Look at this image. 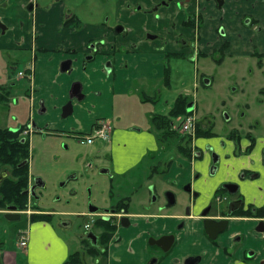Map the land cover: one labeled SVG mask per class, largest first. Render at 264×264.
Returning <instances> with one entry per match:
<instances>
[{
	"label": "flooded vegetation",
	"instance_id": "flooded-vegetation-1",
	"mask_svg": "<svg viewBox=\"0 0 264 264\" xmlns=\"http://www.w3.org/2000/svg\"><path fill=\"white\" fill-rule=\"evenodd\" d=\"M72 1L0 0V121L3 124L0 129L8 131V139H14L17 134L22 143H28L26 155H22L24 150L18 151L21 156L17 163L18 171L13 170L11 165H4L0 169V186L9 177L14 178L18 186H26L22 190L27 200L24 208L28 206V200L35 195V188L45 184L42 178L30 173V137L33 133L48 131L50 121L33 117L26 123L10 125L11 102L14 100L17 103V100L13 99L16 80L26 78L29 83L24 93L30 99L33 113L37 110L38 115L43 116L49 110L43 98L35 97L39 92V87L33 84L35 63L39 54L48 52L45 46L38 44L46 40H60L49 52L62 53L61 44L68 38L64 36V31L75 36L89 33L94 28L103 31V36L88 40L85 46L87 51L82 52V69L99 57H104L100 68L106 76L114 77L118 68L127 69L129 58H137L145 63L158 64L161 75L157 81L170 89L173 85L170 65L172 59L197 61L200 57H209L219 65L229 60L232 61V74L238 77V80L241 79V82L250 81L251 78L253 81L260 76L263 82H253V87L259 103L264 102V52L260 51L255 43V36L261 33L263 28L252 13L248 0H244L246 6L243 8L237 6L239 0H111L113 20L110 16L100 20L91 17L92 8L87 0L79 5L88 12L87 19H81ZM106 42H109L108 47L105 46ZM78 49L70 47L66 50L68 56L58 63L59 74L70 76L74 73L72 56L78 53ZM14 50L27 51L30 55L28 64L22 70L16 69L18 60L14 57ZM68 61L71 71H61ZM199 81L203 85L211 84V78L203 73L200 74ZM76 82H80L81 86L74 85L71 88ZM147 84L137 90L141 92L138 98L143 104L156 102V95L160 93L159 89H155L153 93L148 92ZM237 85L242 92L245 87L239 82ZM94 92L96 91H93V94ZM70 94H73L72 98ZM81 95L82 98L78 99ZM179 95L190 98L188 94L178 93L170 108ZM86 98L82 81L72 80L67 90V99L61 108V117L70 116L78 109L76 104ZM189 104L191 109L187 110V114L194 118V130L191 134L181 133L160 139L152 117L167 114L169 110L152 113L147 119L149 126L145 127V130L153 134L155 147L148 149L145 157L139 162L138 166L145 159L151 161L147 172L138 176L141 181L138 180L134 186H149L153 196L148 201L143 199L142 210H130L131 194L115 197L113 186H126L118 184L117 180L114 183L115 175L127 176L135 167L117 172L110 156L112 167H103L99 171L106 175L107 200H115L109 202L104 209H99V205L91 202L86 209L64 212L65 217L75 215L90 218V221L83 224L84 227L88 223V228H84L87 232L79 236L80 248L75 249L80 255L88 242L86 252L96 249L99 254L105 256L107 264L109 243L113 238L115 241L119 240L118 236L115 238L117 231L136 227L133 220L137 216H152L153 219L165 217L173 224L167 232L146 235L145 244L149 255L143 264H161L181 245L189 246L192 252L182 258L174 257L173 263L264 264V204L256 206L253 201H247L244 195L248 190L255 192L261 190L258 186H264L261 171H264V148H256L254 125L248 123V120L244 121L243 114L234 124L226 127L223 136H219L215 129L216 117L214 120H201L194 115L195 105L191 98L187 100L186 109ZM243 105L247 109L250 108L249 102ZM69 107L72 108L71 114L63 117V108ZM226 117V121L230 122L231 117ZM176 118L177 116L170 117V128L177 132L172 128V122ZM115 123L114 119L96 118L87 131H74L75 138L81 144H90L96 139L110 141ZM104 124L108 127L107 138L93 137L94 130ZM197 127L201 129L200 133H197ZM141 130L142 127L131 126L129 132L139 133ZM140 141L134 140L132 143ZM88 166H91V162ZM32 186H35L34 193ZM156 186H170L162 190L165 200L163 206L154 207L149 203L151 199L154 202L160 197ZM196 188L199 191H196ZM182 191L187 193V203L179 211H162L177 205L178 192ZM10 205L16 206V211L21 217V209L17 208L19 204H9L6 208ZM44 214H49L50 219L46 221L52 222V212ZM65 217L60 221L62 226L69 225ZM123 217L128 219V225H123ZM98 219L114 228L112 237L106 243L101 237L106 227L99 226ZM88 233L91 236H88ZM165 236H170L168 240H171V245L166 251L163 249L165 244L157 242ZM96 260L98 263L99 259ZM78 264H81V261Z\"/></svg>",
	"mask_w": 264,
	"mask_h": 264
},
{
	"label": "rangeland",
	"instance_id": "rangeland-1",
	"mask_svg": "<svg viewBox=\"0 0 264 264\" xmlns=\"http://www.w3.org/2000/svg\"><path fill=\"white\" fill-rule=\"evenodd\" d=\"M85 1H72L77 11L76 13L81 19H87V10L79 6ZM87 1L90 8H92L91 17L100 20L103 17L110 16L112 20L114 19L111 0ZM13 54L15 59L18 60L16 69L22 70L28 64L29 53L23 50H14ZM170 65L172 67L171 81L173 84L170 89L163 87L162 83L157 80L147 84L148 92L153 93L155 89L156 91L159 89L160 93L156 95V102L143 104L139 101L138 97L141 96V92H137V90H140L141 86H137V84L135 86L139 88L134 87L133 98L138 99L131 101L130 95L126 96L123 103L116 100V98L114 99L115 113L113 119L116 121L114 126L147 127L149 126L147 119L152 113L167 112L175 96L178 93H184L188 94L192 101H194V115L196 117L201 118V120H214L216 117L215 129L219 133V136H223L226 127L234 124L244 114V121L248 120V123L250 122L254 125L253 134L257 139V150L264 148V102L259 103L257 92L253 87L254 83L263 82L260 76L253 81L251 78L250 81L241 82V79L238 80V77L232 74V61L227 60L219 65L209 57H200L197 61H176L172 59ZM153 72L155 73L156 69L153 68ZM202 73L211 78V84L208 86L203 85L199 81V76ZM237 82L245 87L242 92ZM28 83L29 81L26 78L16 80L13 99L17 100V103L14 100L11 102L9 120L10 125H19L26 123L28 119L31 120L33 117H38L39 119L47 117L49 119L50 127L48 131L37 134L33 133L30 137V173L35 177L42 178L45 184L44 186H37L35 188V195L28 200V206L21 209V211L19 210L21 217L18 220H8L3 213L4 211H8V209H0V258L2 252L5 250L16 251L22 254L18 247V227L27 230L31 221V215L39 211L42 213L52 212V216H54L52 224L55 226V229L73 239L71 241L73 250L79 249V236L87 232L83 224L90 221V218L88 216L79 217L75 215L65 217L64 212L86 209L87 205L91 202L99 205V209H104L109 202L115 200V198L111 201L107 200L108 186H105L106 175L99 171L103 167H112L113 163L111 164L109 160L111 155H113L115 164L114 147L109 141L99 139L94 140L90 144H81L75 138L74 131L84 128L81 126L84 118L79 116L77 110L65 118L61 117L62 106L60 111L51 110V112L48 110L43 116L42 114L38 115L37 110L36 113H33L30 99L24 93V90L28 87ZM245 102L250 103L249 109L244 107L243 103ZM120 109H127L129 115L125 116L124 113H119ZM133 113L134 115L137 113L135 118L130 117ZM0 114H2L1 110ZM226 115L231 117L230 122L226 121ZM180 116H177V118ZM0 125H3L1 121ZM153 133L155 134V132ZM177 133L181 134L178 130ZM171 153H174L173 149ZM144 161L130 172L131 176L128 173L127 176L115 175L114 177V183L117 180L118 184L126 185L113 186L115 197L131 194V211L142 210L143 199L146 198V201H148L153 196V191L149 190V186H134L136 182L141 181L138 178L147 172L148 166L151 163L150 159H145ZM89 162H91V166H88ZM261 171L262 182L264 183V171ZM156 187L160 197L154 202L151 199L149 203L154 207L163 206L165 200L162 197V190L170 186ZM259 188L261 190H256L255 192L248 190L244 194L245 198L248 199L247 201H253L256 206L264 204V186H258ZM196 191L199 190L196 188ZM187 201V193L183 191L178 192L177 205L169 210L163 209L162 211H179ZM56 215H60V217ZM64 217L69 222V225H61L60 221ZM87 246L88 242L85 243L80 255L81 264H105V256H102V254L98 256L89 254L86 252ZM96 258L99 259L98 263Z\"/></svg>",
	"mask_w": 264,
	"mask_h": 264
},
{
	"label": "crops",
	"instance_id": "crops-1",
	"mask_svg": "<svg viewBox=\"0 0 264 264\" xmlns=\"http://www.w3.org/2000/svg\"><path fill=\"white\" fill-rule=\"evenodd\" d=\"M248 2L251 4L252 13L263 28V31L255 36V43L259 46L260 51L264 52V0H248ZM237 6L243 8L246 6V2L239 0ZM94 30L95 28L89 33H82L77 36L64 31V36H68V38L61 44L63 52L58 54L49 51L56 44H59L60 40L56 42L46 40L39 43L38 45L45 46L48 52L38 55L33 78L34 86L39 87V92L35 97L43 98L48 109L57 112L67 99L70 82L74 79L82 81L87 98L80 104H76V107L79 116L84 118L83 124H81L84 128L80 130L85 131L89 129L96 118L103 117L113 120L115 98L121 103L127 95L131 96V101L138 99L133 98L134 87L153 82L161 75L158 65L156 66L155 63L151 62L145 63L137 58H129L127 69L118 68L114 77L106 76L101 70V62L104 57H99L95 62L82 69V52L87 51L85 46L88 40L103 36L102 30ZM106 43L105 46L108 47L109 42ZM70 47L79 48L78 53L72 56L75 71L70 76L59 74L58 63L68 56L65 52ZM153 68L156 69L155 73ZM136 84L137 86H135ZM93 91L96 92L93 94ZM119 113H124L125 116L129 115L127 109H120ZM135 116L137 113L130 115L131 118H135ZM45 120L49 119L41 117V121ZM130 128V126H114L111 133L109 142L114 147L115 164L113 155L111 158L117 172L127 171L138 166L142 158L145 157L146 151L155 147L154 136L149 134L145 127H142L139 133H130ZM134 140L141 141L133 144ZM133 221L136 227L119 229L115 234V238L118 236L119 240L115 241L113 238L109 243L107 264H143L149 255L145 244L146 235L148 233L158 235L167 232L173 224L165 217L153 219L152 216H137ZM19 229L23 228L18 227ZM26 231L27 246L24 248L18 246L22 254L5 250L1 254L0 264H60L73 251L71 247L73 239L56 230L51 221H30ZM191 252L189 246L181 245L171 252L161 264H180L173 263V258H182Z\"/></svg>",
	"mask_w": 264,
	"mask_h": 264
},
{
	"label": "trees",
	"instance_id": "trees-1",
	"mask_svg": "<svg viewBox=\"0 0 264 264\" xmlns=\"http://www.w3.org/2000/svg\"><path fill=\"white\" fill-rule=\"evenodd\" d=\"M187 98L179 95L176 98L175 104L169 109L167 114H158L152 117L154 127L158 130L160 139L178 135V133L170 128V117L187 114L186 109ZM8 131L0 129V169L4 165H11L13 170L18 171L17 163L20 159V153L18 151L24 150L22 155L27 154L28 143H22L19 136L16 134L14 139H8ZM201 129L197 127V133H200ZM179 149H183L179 147ZM26 186H18L14 178H6L4 184L0 186V209L6 208L9 204H19L18 209H24L26 205V197L22 194L23 188ZM120 205V204H119ZM123 203L118 206V209ZM49 214L34 213L31 215V221L36 220H49ZM99 226L106 227V231L101 234L102 241L108 242L112 237L113 227L108 223H105L101 219L97 220ZM89 254H99L96 249H91ZM80 252L73 250L69 253L67 259L60 264H78L80 263Z\"/></svg>",
	"mask_w": 264,
	"mask_h": 264
},
{
	"label": "built area",
	"instance_id": "built-area-1",
	"mask_svg": "<svg viewBox=\"0 0 264 264\" xmlns=\"http://www.w3.org/2000/svg\"><path fill=\"white\" fill-rule=\"evenodd\" d=\"M172 128L178 130L181 133L191 134L194 130V118L190 114H186L176 118L172 122ZM93 137L107 138L108 136V127L107 125H102L98 127L93 132ZM84 228H88V223L84 225ZM27 231L26 229L18 230V246L24 248L27 246Z\"/></svg>",
	"mask_w": 264,
	"mask_h": 264
},
{
	"label": "water",
	"instance_id": "water-1",
	"mask_svg": "<svg viewBox=\"0 0 264 264\" xmlns=\"http://www.w3.org/2000/svg\"><path fill=\"white\" fill-rule=\"evenodd\" d=\"M69 65H70V62L68 61L67 64H66V67H65V68H64V67L61 68V71H67V72H70L71 69H70V66H69ZM64 66H65V65H64ZM67 67H69V68H67ZM76 84H77V85H76ZM74 85H75L76 87H77L78 85L81 86L80 82H76L75 84L72 85L71 88H73ZM72 97H73V94H70V98H72ZM81 98H82V95H81L78 99H81ZM40 103H41V102H40ZM68 103L70 104L71 102L69 101ZM190 106H191V104H189L188 107H187V110H188V111H190V109H191ZM71 112H72V108H71V107H69L68 109H67V108H63V114H62V116L65 117V116L71 114ZM34 187H35V186H32V187H31V189H32V193H34V192H33ZM7 209H8V211H6V212L4 213V216H5L8 220H18V219L20 218V213L16 211V206H15V205H10V206H8ZM91 210H93V209H91ZM122 223H123V225H128V219H127L126 217H123V218H122ZM87 235H88V236H91L90 233H88ZM169 238H170V236H165V237L160 238V239L157 241L158 244H161V245L165 244V246L163 247V249H164L165 251L168 250V249H169V246L171 245V240H168Z\"/></svg>",
	"mask_w": 264,
	"mask_h": 264
}]
</instances>
